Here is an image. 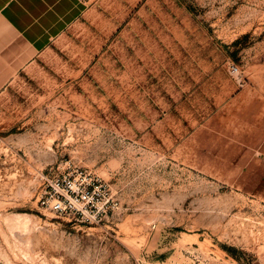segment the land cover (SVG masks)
I'll list each match as a JSON object with an SVG mask.
<instances>
[{"label":"rangeland","instance_id":"1","mask_svg":"<svg viewBox=\"0 0 264 264\" xmlns=\"http://www.w3.org/2000/svg\"><path fill=\"white\" fill-rule=\"evenodd\" d=\"M87 2L0 90V264H264V0ZM73 165L97 224L39 204Z\"/></svg>","mask_w":264,"mask_h":264},{"label":"crops","instance_id":"2","mask_svg":"<svg viewBox=\"0 0 264 264\" xmlns=\"http://www.w3.org/2000/svg\"><path fill=\"white\" fill-rule=\"evenodd\" d=\"M87 10V0H0V90L32 69L40 53ZM260 68L264 72V59Z\"/></svg>","mask_w":264,"mask_h":264},{"label":"built area","instance_id":"3","mask_svg":"<svg viewBox=\"0 0 264 264\" xmlns=\"http://www.w3.org/2000/svg\"><path fill=\"white\" fill-rule=\"evenodd\" d=\"M229 71L237 75L238 66L231 64ZM39 175L43 179L39 204L56 216L97 224L113 207L109 185L87 168L73 165L55 174Z\"/></svg>","mask_w":264,"mask_h":264}]
</instances>
